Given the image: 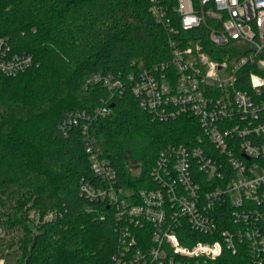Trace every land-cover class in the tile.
<instances>
[{
	"label": "trees",
	"instance_id": "obj_1",
	"mask_svg": "<svg viewBox=\"0 0 264 264\" xmlns=\"http://www.w3.org/2000/svg\"><path fill=\"white\" fill-rule=\"evenodd\" d=\"M175 5L169 0L170 15ZM171 37L149 0H0V38L37 64L0 79V262L9 251L15 264L112 261L113 221L83 189L93 181L83 126L100 142L117 185L133 192L155 187L151 171L162 150L193 145L202 133L196 120H154L129 88L97 117L110 93L89 81L170 61ZM48 212L57 219L32 218ZM228 264L244 263L230 256Z\"/></svg>",
	"mask_w": 264,
	"mask_h": 264
},
{
	"label": "built area",
	"instance_id": "obj_2",
	"mask_svg": "<svg viewBox=\"0 0 264 264\" xmlns=\"http://www.w3.org/2000/svg\"><path fill=\"white\" fill-rule=\"evenodd\" d=\"M149 1L173 35L171 60L126 76L93 75L89 83L110 93L95 115L110 114L129 88L154 120H196L202 134L162 150L151 171L155 187L133 192L117 185L83 126L93 176L83 189L106 206L118 235L109 264H228L230 256L264 264V0H176L174 15L169 0ZM36 66L0 38V79ZM57 217L32 215L36 224Z\"/></svg>",
	"mask_w": 264,
	"mask_h": 264
},
{
	"label": "rangeland",
	"instance_id": "obj_3",
	"mask_svg": "<svg viewBox=\"0 0 264 264\" xmlns=\"http://www.w3.org/2000/svg\"><path fill=\"white\" fill-rule=\"evenodd\" d=\"M133 172L135 174H138L139 173V170L137 169H134ZM3 233H2V230H0V236H2ZM14 251H9V252H6V255L8 254L9 256L5 257L4 259H2V261H6L8 264H15V254H13Z\"/></svg>",
	"mask_w": 264,
	"mask_h": 264
}]
</instances>
